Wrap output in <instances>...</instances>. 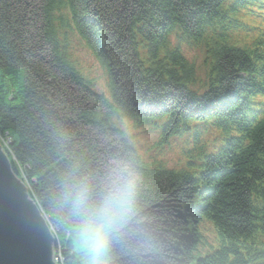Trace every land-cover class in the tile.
Listing matches in <instances>:
<instances>
[{
  "label": "trees",
  "instance_id": "16d2710c",
  "mask_svg": "<svg viewBox=\"0 0 264 264\" xmlns=\"http://www.w3.org/2000/svg\"><path fill=\"white\" fill-rule=\"evenodd\" d=\"M0 136L60 264L122 170L108 264H264V0H0Z\"/></svg>",
  "mask_w": 264,
  "mask_h": 264
},
{
  "label": "water",
  "instance_id": "95a60500",
  "mask_svg": "<svg viewBox=\"0 0 264 264\" xmlns=\"http://www.w3.org/2000/svg\"><path fill=\"white\" fill-rule=\"evenodd\" d=\"M55 234L0 146V264H57Z\"/></svg>",
  "mask_w": 264,
  "mask_h": 264
},
{
  "label": "clouds",
  "instance_id": "9594fccd",
  "mask_svg": "<svg viewBox=\"0 0 264 264\" xmlns=\"http://www.w3.org/2000/svg\"><path fill=\"white\" fill-rule=\"evenodd\" d=\"M87 193V188H81L76 193L73 199L75 211L86 209ZM136 194V177L128 170L120 171L115 177L113 187L105 194L96 210L94 218L86 221L82 228L89 238L87 252L90 264H108V235L134 214Z\"/></svg>",
  "mask_w": 264,
  "mask_h": 264
},
{
  "label": "rangeland",
  "instance_id": "374dc122",
  "mask_svg": "<svg viewBox=\"0 0 264 264\" xmlns=\"http://www.w3.org/2000/svg\"><path fill=\"white\" fill-rule=\"evenodd\" d=\"M146 140H145V143L147 144V145H151V143L153 144V142H154V140H153V138L151 139V138H145ZM8 139H6L5 137H2V136H0V146L2 147V149H3V151L6 153V150H8L9 149V144H8ZM175 156H176V152L175 151H172L170 154H167V155H165V157H166V159L168 160V162H170V160H172L173 158H175ZM18 177V176H17ZM19 178V177H18ZM23 183H24V185L26 186V187H28L29 185H28V182L26 181V179L24 178V175H23V173L21 172V177L19 178ZM29 188V187H28ZM55 234V233H54ZM56 243H57V239H56V242H55V247H56ZM54 247V248H55Z\"/></svg>",
  "mask_w": 264,
  "mask_h": 264
},
{
  "label": "built area",
  "instance_id": "2783aa9c",
  "mask_svg": "<svg viewBox=\"0 0 264 264\" xmlns=\"http://www.w3.org/2000/svg\"><path fill=\"white\" fill-rule=\"evenodd\" d=\"M55 260H56L57 264H60V262H61L60 255H58L56 252H55Z\"/></svg>",
  "mask_w": 264,
  "mask_h": 264
}]
</instances>
